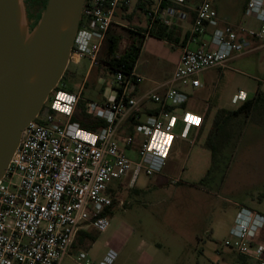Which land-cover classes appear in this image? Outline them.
<instances>
[{"label":"built area","instance_id":"1","mask_svg":"<svg viewBox=\"0 0 264 264\" xmlns=\"http://www.w3.org/2000/svg\"><path fill=\"white\" fill-rule=\"evenodd\" d=\"M153 2L156 9L149 13L151 25L160 21L169 26L171 22L165 17H171V10H163L162 5L172 2L184 6L186 0ZM129 4V0H86L68 68L79 66L85 58L90 60L89 72L101 66L100 56L116 15ZM244 15L256 19L260 28L245 24L223 27L213 0H202L188 45L163 94L150 92L138 97L142 80L134 72H107L114 82L105 85L111 95L102 104L83 101L85 83L78 93L58 85L40 114L24 130L0 180V264H63L68 258L74 264H93L85 250L76 249L78 237L81 233L103 234L109 230L110 217L104 216L105 212L117 204L124 206L112 194L127 181L133 188L141 174L153 177L163 173L181 114L183 139H188L193 129L197 133L203 128L204 117L186 110L192 94L204 88L198 75L226 67L252 48L251 41L264 45V0H249ZM208 28L213 32L208 33ZM202 37L209 42L198 45ZM190 44L198 46L193 48ZM99 81L100 87L104 86ZM61 95L70 101L61 100ZM247 99L241 92L233 103L243 104ZM146 102L158 106L156 114L143 112ZM57 103L59 108L55 107ZM81 103L90 118L103 121L106 126L89 131L74 122ZM189 115L198 118L199 123L189 122ZM131 118L137 123L134 132L121 138L120 132ZM169 136L171 142L165 143ZM137 137L141 139L140 147L133 160L129 152ZM238 208L225 246L253 264H264V216ZM113 263L112 257H105L100 264Z\"/></svg>","mask_w":264,"mask_h":264},{"label":"rangeland","instance_id":"2","mask_svg":"<svg viewBox=\"0 0 264 264\" xmlns=\"http://www.w3.org/2000/svg\"><path fill=\"white\" fill-rule=\"evenodd\" d=\"M139 2L145 3V10L138 8ZM21 4L23 15L19 21L30 41L37 22L28 15L24 0ZM149 8L153 7L144 0H131L126 11H118L111 30L123 37L121 53L133 41L136 45L138 42L126 29L150 28ZM251 47L226 68L198 75L205 88L192 94L189 104L200 114L209 107L205 126L197 133L193 129L189 138L183 139L180 115L163 172L167 188H162L157 175L141 174L137 188L145 194L129 188V181L118 189L117 199L124 206H115L109 230L103 234L91 232L95 240L83 248L93 264H100L105 257H112L113 264H233L225 259L236 257V253L225 246V241L238 206L264 216V103L257 105L250 116H238L226 123L216 141L215 160L207 142L218 111H234L242 105L233 103L235 96L243 92L253 99L258 90L264 95V45L256 42ZM89 65L88 58L79 66L71 65L69 69L75 76L66 84L72 92H78L86 80L83 101L102 104L111 91L100 89L97 83L102 80V85L112 84L114 79L105 71L99 79V68L89 77ZM176 180L179 186H174ZM63 264L74 263L68 258Z\"/></svg>","mask_w":264,"mask_h":264},{"label":"water","instance_id":"3","mask_svg":"<svg viewBox=\"0 0 264 264\" xmlns=\"http://www.w3.org/2000/svg\"><path fill=\"white\" fill-rule=\"evenodd\" d=\"M85 2L48 0L28 41L17 16V0H0V180L24 130L40 114L68 69ZM73 6L75 20L61 31L64 13ZM35 73L39 77L33 83Z\"/></svg>","mask_w":264,"mask_h":264},{"label":"crops","instance_id":"4","mask_svg":"<svg viewBox=\"0 0 264 264\" xmlns=\"http://www.w3.org/2000/svg\"><path fill=\"white\" fill-rule=\"evenodd\" d=\"M129 1L131 3V0ZM144 2L152 3L153 5L151 7L153 8H149V10L151 13L155 11L156 4L153 2V0H144ZM201 2L202 0H186L184 6L176 5L178 9L170 11L171 17H165L169 19L171 22L169 26L158 21L162 27L173 28V32L171 36L172 39L176 41V43L167 42L165 40H161L146 34L145 44L143 45L141 56L134 70V74L142 80L136 92V95L138 97H142L150 92H159L160 94H163L165 92L166 84L171 79L173 73L175 72V70L177 69L180 63V59L183 53V48L186 45H188V42L191 37V31L193 29L194 21L196 18V9ZM248 2L249 0H213V6L217 11L221 26L236 27L238 25L245 24L253 29L260 28V23L256 19H248L244 15ZM147 17L149 19V14H147ZM154 25H156V23L151 25L150 22V26L154 27ZM212 32L213 29L208 28V33H212ZM208 42L209 39L207 37H202L199 38L198 45H205ZM251 43L252 45H254L256 41H251ZM198 45L190 44V46L193 48H197ZM226 67L217 68L215 70H221ZM99 79H101V76ZM85 82L86 80H84L83 84ZM73 93H78V92H73ZM189 103L186 106V110L190 111L191 113L203 116L204 121L206 123V117L209 112V107H206V109L202 111V114H200L198 110L191 108ZM157 108H158L157 105L146 102L143 107V112L146 111L144 113L149 114L151 112H154ZM144 116L145 114H142V117ZM204 126L205 124L203 125V127ZM131 132H134V127H132L128 121L123 126L120 132V137L124 138L130 135ZM140 140H141L140 137L136 138V142L133 147V150L129 152V157L133 160L137 159V151L140 147ZM181 155L182 154H180L179 156ZM155 177L159 178V183L162 186V188L163 187L167 188V184L164 182L166 177L165 173H162L161 175H157ZM138 180L139 179H137L135 186L133 187L134 191H136L137 194L140 193L145 194V192H142L139 190V188H137ZM179 185L180 183L175 184L174 182V186H179ZM123 187L124 185L121 186V188ZM262 240H264V232L262 233ZM225 260L230 261L233 264H253L247 259L238 256L237 254L236 257H233L230 260L229 258Z\"/></svg>","mask_w":264,"mask_h":264},{"label":"trees","instance_id":"5","mask_svg":"<svg viewBox=\"0 0 264 264\" xmlns=\"http://www.w3.org/2000/svg\"><path fill=\"white\" fill-rule=\"evenodd\" d=\"M24 2L30 8L32 16H34L36 19V22H37L36 25H38L46 9L48 0H40V1L39 0H24ZM147 4H149L150 7L153 5L150 2H148ZM137 6L139 9L145 10L144 8L145 3L139 2ZM127 8L128 6H123L120 10L126 11ZM41 9H43L44 11L42 12ZM162 9L163 10L165 9L177 10L178 7L172 2H166L162 5ZM149 13L151 12L149 9H147V14ZM116 18H117V15H116ZM149 20L151 22V18H149ZM126 30L129 32L130 36H132L133 40L138 41L137 45L133 41V43L130 46L126 47V49L121 53L120 47H121V43L123 42V37L120 34L111 30L107 36L105 46L103 47V50L100 56L101 66L98 68L102 70L97 75L99 78L100 76L102 77V74H104L103 71H105V75L109 71L111 73L122 72L125 75L132 74V72H134L135 67L139 61V56L142 53V48L144 45L143 41H145L146 39V34L152 37L161 39V40H165L167 42L176 43V41H174L171 36L173 32V28L162 27L161 24H159V22H156V25H154V27L150 26V28L145 31L143 30L135 31L133 29H126ZM93 70L91 71L89 77H91ZM100 73L101 75H99ZM71 76H75V74L68 68L63 79L60 82L61 86L63 87L65 86L66 89L70 92L72 91L71 89L67 87L66 82ZM97 86H99V88L102 90L105 87V85L100 87L99 82L97 83ZM83 96H84V93H83ZM262 103H264V95H263V92L258 90V92L256 93L253 99H247V101H245L237 110L227 111V110L222 109L218 111V113L216 114L214 118L213 126L209 133V140L207 142V147L210 149L212 153L213 160H215L217 148H218L216 145V141H218L217 139L219 137V134L224 129V126L226 125V123L230 121L231 119L238 117V116H242V115L246 117L250 116V114L256 108V106ZM80 107H81V110L79 114L75 116L73 121L78 122L83 129L89 130V131H96L106 126L105 122L90 118L85 112V106L83 103H81ZM156 112L157 111H154V112H151L150 114H156ZM129 124L133 127L137 123L134 121V118H131V120H129ZM132 134L133 132L130 133V135ZM210 174L211 172L209 171L208 175ZM119 189L121 190V187H119ZM132 189L134 190V188ZM112 195L114 198H118L117 197L118 192H115ZM114 209L115 207L108 209L105 212L104 216L110 217ZM94 240H95V236L92 233H81L78 237L76 249H83L85 248V245L87 244V242L94 241Z\"/></svg>","mask_w":264,"mask_h":264},{"label":"bare ground","instance_id":"6","mask_svg":"<svg viewBox=\"0 0 264 264\" xmlns=\"http://www.w3.org/2000/svg\"><path fill=\"white\" fill-rule=\"evenodd\" d=\"M22 15H23V9H22L21 0H17V16L19 18ZM75 17H76V6H73L69 8L68 10H66L64 13L62 24H61V31H66L67 29H69L72 23L74 22ZM38 77H39V74L35 73L31 79V82L34 83L35 81H37Z\"/></svg>","mask_w":264,"mask_h":264},{"label":"snow or ice","instance_id":"7","mask_svg":"<svg viewBox=\"0 0 264 264\" xmlns=\"http://www.w3.org/2000/svg\"><path fill=\"white\" fill-rule=\"evenodd\" d=\"M70 99L71 98H69V97H66L65 98V100H69L70 101ZM63 111H69V109L68 108H64V109H62ZM186 119L189 121V122H192V123H199V119L198 118H196V117H194V116H192V115H189L188 117H186ZM171 139H172V137H167L166 138V140H165V143H170L171 142Z\"/></svg>","mask_w":264,"mask_h":264},{"label":"clouds","instance_id":"8","mask_svg":"<svg viewBox=\"0 0 264 264\" xmlns=\"http://www.w3.org/2000/svg\"><path fill=\"white\" fill-rule=\"evenodd\" d=\"M66 97H67V96L61 95V96H60V99H61V100H65ZM55 107H56V108H59V107H60L59 103H57V104L55 105ZM154 143H155V142H154ZM162 151H163V149H162Z\"/></svg>","mask_w":264,"mask_h":264},{"label":"flooded vegetation","instance_id":"9","mask_svg":"<svg viewBox=\"0 0 264 264\" xmlns=\"http://www.w3.org/2000/svg\"><path fill=\"white\" fill-rule=\"evenodd\" d=\"M27 8H28V15L32 16L30 8L28 7V5H27Z\"/></svg>","mask_w":264,"mask_h":264}]
</instances>
